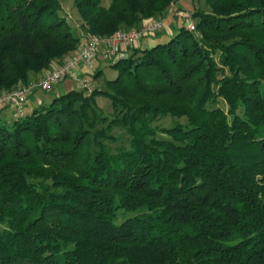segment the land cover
I'll list each match as a JSON object with an SVG mask.
<instances>
[{"label": "trees", "instance_id": "obj_1", "mask_svg": "<svg viewBox=\"0 0 264 264\" xmlns=\"http://www.w3.org/2000/svg\"><path fill=\"white\" fill-rule=\"evenodd\" d=\"M177 2L74 8L85 37L113 36ZM206 4L195 32L101 61L117 73L103 87L0 125V264H264V0ZM61 10L0 0V93L79 48Z\"/></svg>", "mask_w": 264, "mask_h": 264}, {"label": "built area", "instance_id": "obj_2", "mask_svg": "<svg viewBox=\"0 0 264 264\" xmlns=\"http://www.w3.org/2000/svg\"><path fill=\"white\" fill-rule=\"evenodd\" d=\"M176 16L181 19L182 27L189 32H195V23L190 14L177 11ZM165 28L164 19L152 18L139 27L120 30L113 36L89 35L85 37L84 44L61 63L54 64L51 69L45 71L38 79L27 83H20L15 88L0 93V125L8 127L26 116V104L29 97L37 90L52 92L54 88L65 79L74 80L76 89L88 92L93 90L91 80L78 78L77 71L82 68L87 74L93 75L96 71V62H116L127 57L130 49L134 48L138 41L145 38H153ZM11 112V119H3L2 115Z\"/></svg>", "mask_w": 264, "mask_h": 264}, {"label": "rangeland", "instance_id": "obj_3", "mask_svg": "<svg viewBox=\"0 0 264 264\" xmlns=\"http://www.w3.org/2000/svg\"><path fill=\"white\" fill-rule=\"evenodd\" d=\"M60 3H61V7H62L61 15L67 19V22L69 23L73 33L75 35H79V37H80L81 33H80V28H79V20H78L79 18H78V14L74 8V0H60ZM107 4H108V0H103V5L107 6ZM175 6L177 9H175ZM195 10H202L205 12L209 11V7L206 4V0H178L177 3L172 5L168 14L172 13V14H174L175 17H177L176 12L182 11V12L190 14L192 16V12ZM192 21H193V23H196V19L193 17H192ZM161 33H158L156 35L158 37H156L153 40L154 43H160V42L162 43L164 41H167V39L169 37H163V36L160 37L159 34H161ZM103 73L104 74L102 76H100L99 78H97L96 80L93 78L90 79L88 77V79L93 81V82H91L93 87L96 88L95 84L99 85L100 87H103V84L105 81L113 79L117 75V73L110 68L104 69ZM86 93L88 94L90 92L86 91ZM54 95H56V94H50V93H46V92L36 93L31 99V111L34 108H38L40 105H48L52 101V99L54 98ZM96 100H97L98 106L105 113L109 114L111 112V104H110V101L108 99H106L104 97H98ZM217 106L224 109L225 111L227 109L226 105L220 99L217 102ZM8 118L11 119V112H9ZM179 122L185 123V119H181V120H179ZM174 123H175L174 119H172L169 116H166V117H161L160 119H158L155 123H153V125H157L158 127L163 128V127H170ZM113 135L117 136L118 140L115 143L109 144V147L112 150H116L120 147H127L128 146V142H127L128 138L124 132L117 129V130L113 131ZM158 136L162 137V138H167V137L162 136V135H158ZM122 219L123 218L120 217L119 221H121Z\"/></svg>", "mask_w": 264, "mask_h": 264}, {"label": "crops", "instance_id": "obj_4", "mask_svg": "<svg viewBox=\"0 0 264 264\" xmlns=\"http://www.w3.org/2000/svg\"><path fill=\"white\" fill-rule=\"evenodd\" d=\"M175 9L176 6H175ZM164 19V23H165V28L164 30L162 31L161 34H159V36H163V37H170V36H174L180 27H182V22H181V19L180 18H177L174 16V14L170 13L168 14L166 17L163 18ZM80 37H81V41H80V45L84 44L85 42V36L83 35V31L80 29ZM155 38H145V39H141L140 41H138L137 45L135 46L136 48H148V47H151L152 45H154V40ZM96 69L98 71H102V75L104 74V69H106V65L105 63L101 62V60L99 59L97 62H96ZM77 76L78 78H81V77H85V78H92L93 75H89L87 74V72H85L82 68H79L78 71H77ZM42 74H40L39 76H41ZM35 77H32L31 79H33ZM93 82V81H91ZM76 89L75 87V84H74V80L72 79H65L64 81H62L61 83H59L52 92H49L50 94H64V93H67L69 91H72ZM39 92H42L40 90H37L35 91L28 99L27 101V104H26V113H29L31 112V99L32 97L36 94V93H39ZM44 93V92H42ZM30 105V106H29ZM8 116H9V112H7L5 115H2V120L3 119H8Z\"/></svg>", "mask_w": 264, "mask_h": 264}]
</instances>
